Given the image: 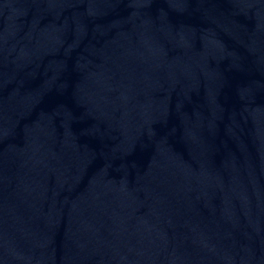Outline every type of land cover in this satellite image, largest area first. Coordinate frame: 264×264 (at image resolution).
Listing matches in <instances>:
<instances>
[{"label": "water", "instance_id": "95a60500", "mask_svg": "<svg viewBox=\"0 0 264 264\" xmlns=\"http://www.w3.org/2000/svg\"><path fill=\"white\" fill-rule=\"evenodd\" d=\"M0 264H264V0H0Z\"/></svg>", "mask_w": 264, "mask_h": 264}]
</instances>
